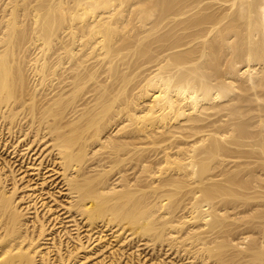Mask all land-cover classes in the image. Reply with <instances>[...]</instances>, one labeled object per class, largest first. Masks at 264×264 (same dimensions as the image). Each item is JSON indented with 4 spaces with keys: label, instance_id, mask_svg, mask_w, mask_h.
Listing matches in <instances>:
<instances>
[{
    "label": "bare ground",
    "instance_id": "1",
    "mask_svg": "<svg viewBox=\"0 0 264 264\" xmlns=\"http://www.w3.org/2000/svg\"><path fill=\"white\" fill-rule=\"evenodd\" d=\"M19 2L0 9V119L39 182L0 164V264H88L113 240L51 260L75 215L202 264L230 235V264H264V0Z\"/></svg>",
    "mask_w": 264,
    "mask_h": 264
},
{
    "label": "rangeland",
    "instance_id": "2",
    "mask_svg": "<svg viewBox=\"0 0 264 264\" xmlns=\"http://www.w3.org/2000/svg\"><path fill=\"white\" fill-rule=\"evenodd\" d=\"M19 1H21V0H18V2L16 0H0V9H3L4 7H6V9L10 8V10H11V9H13V7H12L13 5H14V7H17L20 5ZM15 2H16V5H15ZM32 3H34V2H32ZM32 3H31V6L34 5ZM35 3H36V1H35ZM27 19H28L27 17H24V20H26V22L28 23L29 20L27 21ZM0 21H1V19H0ZM26 22L24 21L25 27L27 28V26H28V29H30L29 28L30 22L28 23L29 25H27ZM1 27H2V29H4V31H8L3 26H0V30H1L0 33L3 31L1 29ZM20 28L22 29L23 27H20ZM4 31H3V33H4ZM7 35H8V33L2 34L0 39H2L3 37L7 38ZM28 37H29V34H28ZM0 41H1L0 43H2V40H0ZM35 60H36V57L32 56V58L30 59V63L35 62ZM32 72L33 71H32L31 66H28V67H26V69L23 73L24 78H25L26 74L28 75V76H26L25 79L22 76L23 82L27 78L30 79V80H27V82L25 81L26 83L24 82V84L27 87H29V88H27V87L26 88L30 89L31 87H33L35 85L36 86H39V85L46 86V84L39 82V78L37 77L38 75H36L34 72H33V76H32ZM17 73H18V71L15 70V74H16L15 83H16V81H17V83L19 81L18 77H17ZM34 75H36V78H34L35 77ZM35 79L37 80V83H36ZM28 81H29V83H28ZM31 81L35 84L33 85L31 83ZM29 84H32V85L28 86ZM25 85H23V86H25ZM14 86H16V84H14ZM1 121H3V120L0 119V164L5 163L8 166H10V168L14 171V175L24 171L26 173V175L28 176L27 179H29L30 182H32V183L39 182V180H37V177H33L28 171L29 166H31L35 162L34 161L35 157L33 156V153L34 152L36 153L37 147H34L33 151L25 152L24 150L26 148V146H25L26 139L23 140L24 143L19 142V140H17L18 137H16L17 135L11 134L10 129L7 126V124L2 123ZM20 152L23 153L22 156L18 155ZM250 167L251 168L249 170L256 171V172L260 171V169H261L258 167V165H251ZM226 168H227V170H229L230 165H229V167H226ZM261 183L264 184V180L261 181ZM49 189H47V190H49ZM56 191H57V189L56 190L50 189V192L55 194V196H57V194L55 193ZM57 199H61V198L57 197ZM258 202H259V200L256 201V203H258ZM41 203H42V201H40L37 206H40ZM261 203H264V200H261ZM183 205H184V203H183ZM43 206H44V203H42V207L38 208V210L40 211V212L39 211L38 212L41 214L44 211ZM259 208L264 209V207H259ZM184 211H186V209ZM184 211H183L184 214H182V215L178 214V215L179 216L187 215L186 212H184ZM181 213H182V211H181ZM228 213L230 216V210L228 211ZM236 216L239 217V216H241V214L236 215ZM61 217L62 216H58L57 220L53 221L54 237L56 238V240L60 244L51 248V252H50L51 260H54V258H55V255H54L55 249L59 253L57 246L60 247V249H59L60 254H62L64 256H69L70 253H74V251H75L74 250V244H75V238L76 237H79V239H81L82 241H84L88 244H91L90 249L92 248V250H93V248L97 247L95 245L96 242H94L95 239H97V236H99V235L104 236L105 235L102 238V241L109 239V240H113L115 242L112 241L111 244L106 245L100 252H98L96 255H93L91 258H89L87 260L88 264H92V263H97V264H197L198 260H195L194 257L196 259H199L198 264L199 263L202 264L200 262V259H202V258H200V256H202L201 254L203 251L200 252L199 253L200 255L196 257L195 255H197V253L194 252L195 249L193 248V246L191 248H189V252L191 253V251H192L193 254H195L194 257L191 256L192 253L190 255L189 252H187V251H186L187 253L185 251H183L186 255L183 252H180L178 250H177V252H174L171 247H170L171 249L168 248L169 246H165V247L164 246H161V247L155 246V248H154L152 242L144 240V237H143V239H139V240L136 239L131 244L126 245L128 240L130 239V237L123 239L121 241H118L115 238V236L117 234H111V232L109 231V228L106 225L103 226L104 225L103 223L100 224L103 227L99 226L96 228V226H95L94 228H91V227L85 226L84 222H81L82 219L79 218L78 215H75V217H74L75 222L71 223V224L62 222ZM234 217L235 216H233L232 218H234ZM229 219L230 218H228L227 220L229 221ZM50 222L52 223V220H50ZM198 230L200 232L201 231L203 232L202 233L203 235L202 234L201 235L206 239V241L210 242V240L212 241V239H214L211 237L212 233H211V236L209 235V233L208 234L206 233V231H207L206 228L200 227ZM246 230H249V229H246ZM98 232H100V233H98ZM244 232H245V230H244ZM251 233H252V235H251ZM204 234L206 235V237L204 236ZM214 235L216 236V234H213V237H215ZM227 236H228V237H226L227 240H223V241L218 240V242H219L218 245L217 244H209L208 245V247H210L212 251L214 250V254L220 253L221 256H223V255L225 256L227 254V256L223 257V260L219 259V261H217L218 259L216 260L217 256L215 254L214 260L217 261V264H219L220 262H222L221 264H230V261H229L230 260V245H229L230 244V235H227ZM239 237H241V236H239ZM244 237L246 239H244L243 241L246 242V240L252 239L254 237V234H253V232H249V231L247 232L246 231V234L244 235ZM237 239L234 240L235 241L234 243L239 244V241H241L240 243L243 242L242 240H240V239L237 240ZM225 241L226 242L229 241L228 242L229 244L225 243ZM212 246H214L216 249H213L214 247L212 248ZM199 247H200V245H199ZM220 247H222L221 250L219 249ZM192 248L194 250H192ZM174 250H176V249H174ZM222 250H223L224 254H222L223 253ZM210 258L206 259V262L203 264H214V263L216 264V261L214 262V260H212L213 256H211ZM64 259L66 260V263H70V264L73 263L71 258L69 260V257L64 258ZM202 262H204V260Z\"/></svg>",
    "mask_w": 264,
    "mask_h": 264
}]
</instances>
